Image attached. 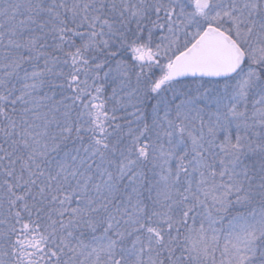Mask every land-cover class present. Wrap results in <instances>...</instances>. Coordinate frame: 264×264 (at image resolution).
Here are the masks:
<instances>
[{"label":"snow or ice","instance_id":"snow-or-ice-1","mask_svg":"<svg viewBox=\"0 0 264 264\" xmlns=\"http://www.w3.org/2000/svg\"><path fill=\"white\" fill-rule=\"evenodd\" d=\"M0 264H264V0H0Z\"/></svg>","mask_w":264,"mask_h":264}]
</instances>
